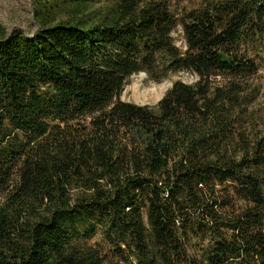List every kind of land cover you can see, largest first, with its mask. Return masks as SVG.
Wrapping results in <instances>:
<instances>
[{
    "label": "trees",
    "instance_id": "trees-1",
    "mask_svg": "<svg viewBox=\"0 0 264 264\" xmlns=\"http://www.w3.org/2000/svg\"><path fill=\"white\" fill-rule=\"evenodd\" d=\"M33 13L0 26V264H264V0ZM140 73L195 80L121 100Z\"/></svg>",
    "mask_w": 264,
    "mask_h": 264
},
{
    "label": "rangeland",
    "instance_id": "rangeland-1",
    "mask_svg": "<svg viewBox=\"0 0 264 264\" xmlns=\"http://www.w3.org/2000/svg\"><path fill=\"white\" fill-rule=\"evenodd\" d=\"M33 4L34 0H0V26L4 27L8 34L19 31L24 35H33L38 30V25L34 19ZM196 4V1H188L177 7L189 8ZM173 37L177 45L183 46L180 26L174 31ZM175 80L192 82L195 77L187 73H174L167 78L156 79L146 74V77L138 82L137 92L130 77L124 83L120 98L140 105H155Z\"/></svg>",
    "mask_w": 264,
    "mask_h": 264
},
{
    "label": "bare ground",
    "instance_id": "bare-ground-1",
    "mask_svg": "<svg viewBox=\"0 0 264 264\" xmlns=\"http://www.w3.org/2000/svg\"><path fill=\"white\" fill-rule=\"evenodd\" d=\"M145 77H146L145 73H140L138 75H133L131 77V82H132V85L134 86V89H135L136 92H137L136 87H137L138 82L143 80Z\"/></svg>",
    "mask_w": 264,
    "mask_h": 264
},
{
    "label": "water",
    "instance_id": "water-1",
    "mask_svg": "<svg viewBox=\"0 0 264 264\" xmlns=\"http://www.w3.org/2000/svg\"><path fill=\"white\" fill-rule=\"evenodd\" d=\"M162 98V96L160 97V99Z\"/></svg>",
    "mask_w": 264,
    "mask_h": 264
}]
</instances>
